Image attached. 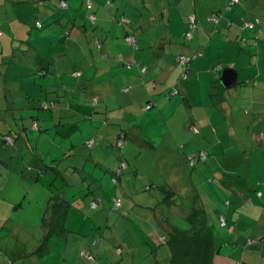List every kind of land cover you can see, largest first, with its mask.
Here are the masks:
<instances>
[{
    "label": "crops",
    "instance_id": "1",
    "mask_svg": "<svg viewBox=\"0 0 264 264\" xmlns=\"http://www.w3.org/2000/svg\"><path fill=\"white\" fill-rule=\"evenodd\" d=\"M13 1L16 0H0V49H13L10 58L2 55L4 50H0V105H5L7 112L12 113L18 100L20 119L25 116L23 111L33 108L36 101L42 104L44 112L42 137L37 138L35 145L36 136H29V132L15 138L8 149L0 138V177L22 178L24 165L33 167L29 170L30 176L26 177L28 179H33L31 175L34 173L38 177L41 173L45 176L49 174L48 170L54 172V179H59L68 171L75 172L73 175L82 173L77 178L71 177L67 183L68 194L64 193L68 202L74 193H84L85 188H77L79 183L87 180V193L91 194L92 190L99 188L100 195L85 197L83 205L88 203V199L90 205L94 199L116 195L122 199L127 210L152 207V213H146L149 220V216L154 218L156 213L165 220V206L167 211H173L170 214L177 213L185 219L192 208L202 210L206 215L207 205H219L217 217L223 216L226 220L229 216L226 228L230 235L235 234L237 227L241 228L240 231H249L250 235L245 240L240 235L235 248L227 246L225 255H222L221 246L220 251L216 249L212 264H264V240L261 241V237L258 240L256 236L257 233L264 235V152L260 146L264 145V79L259 68L264 62V29L262 39L256 45L244 48V43L240 46L227 37L209 35L211 25L206 21L207 13L196 8L195 4L192 6L190 0H172L174 5L170 6V10L177 9L179 21L180 18L183 20L177 30L180 37L186 31L185 19L189 15H193L199 25L193 38L185 43L182 38L181 43L180 40L173 41V25L163 5L154 8L142 6L144 14L141 9L138 15L127 19L125 14L128 10L120 14L112 8L108 9L107 1L112 3V0H90L96 7V20L92 26L87 18L88 12L84 13L82 9L83 1L69 0L64 15L72 23L69 25L75 38L69 42L66 56H60L56 53L59 48L57 34L51 32L47 25L51 19L56 22L58 18L47 10L37 14L34 8L16 7ZM257 1L264 6V0ZM37 16L45 18L42 34L29 33V27L17 24L35 25ZM153 27L155 31L149 34ZM127 34L136 37L139 54L133 53L126 43L124 38ZM177 45L180 49L176 52L188 57L202 54L192 62L186 82L178 85V72L174 69L172 58ZM40 47L44 53L55 56L49 61L43 56L40 58ZM167 48L172 49L170 55ZM23 49L26 52L21 58L20 51ZM23 58L28 61H22ZM126 63L134 65L127 69ZM136 65L145 66L143 69L147 70L137 69ZM221 67L236 72L237 85L231 89L220 86L219 92L216 88L212 92L208 86L215 81L214 76ZM29 68L30 74L34 70L39 76L36 80L24 82V70ZM75 74H78L77 77H74ZM39 77L42 84L36 82ZM36 85L38 87L34 88ZM175 85L187 94V104L176 97H165L169 88ZM212 93L213 98H210ZM74 96L78 97L75 99ZM93 99L97 100L96 104ZM150 103L154 106L145 110ZM243 107H246L245 111ZM237 115L246 116L247 121L236 122ZM34 123L36 126L32 127ZM190 126H195L198 133L192 134ZM29 127L38 129L33 120ZM244 127L250 131L251 142L248 145L253 149L258 145L257 152H261L263 157H257L255 152L247 153L243 148L241 137L244 130L240 129ZM120 135L128 141L121 150L127 164L124 172L127 173L120 178L119 188L114 191L108 170H112L118 162L121 151H117L115 143ZM195 138L197 142L193 145ZM226 144L230 147L226 148ZM33 147L38 150L42 147V155L38 154L35 158ZM200 152L206 153L207 158L199 161L197 170H193L196 165L186 163V156L196 157ZM118 166L124 167L121 164ZM171 173L174 179L167 180ZM187 175L189 183L185 182ZM211 184L215 188L207 187ZM42 185L44 191L48 189L51 194L61 195L58 187L54 190L46 188L43 181ZM150 185L169 189L172 192L170 204L160 202L161 193L156 190L152 191L156 200L142 194L141 190L147 193ZM188 191H196V196L191 195L192 208L186 209L177 196ZM59 197L62 199V196ZM0 201L6 202L5 205L0 203V219L6 222L15 213V204L11 207L9 198L1 194ZM42 201L39 211L43 215L47 199ZM232 204L235 205L233 209ZM255 227L260 232L254 231ZM240 245H244L243 250ZM142 246L145 252L147 246Z\"/></svg>",
    "mask_w": 264,
    "mask_h": 264
},
{
    "label": "rangeland",
    "instance_id": "2",
    "mask_svg": "<svg viewBox=\"0 0 264 264\" xmlns=\"http://www.w3.org/2000/svg\"><path fill=\"white\" fill-rule=\"evenodd\" d=\"M171 1L172 0H112V10L120 14H123L126 10H128V14H125V17L128 19L133 15H138L141 9L142 10L140 12L144 14L145 10L143 8H140L142 6H150L151 8H154L158 5H163L166 8L167 11L166 13L169 16L170 21L173 25L172 30L177 31L180 29L179 14H178L179 11L176 12L177 11L176 8H175L176 11L170 10L171 7H169L168 4ZM206 1L207 0H196L195 2L197 5L196 8L205 5ZM83 7H84L83 11L85 13V6ZM69 8L73 10L71 6ZM204 8L206 9V7ZM261 9H262L261 11H264V6H261ZM206 10L210 11L211 9L209 8V6H207ZM170 13H172V15H170ZM261 19L263 20V17ZM37 20L40 24H42L41 16H37ZM35 22L36 21H34V24ZM17 24L22 27L24 26L29 27L30 30L33 27V25H30L29 23L23 24L17 22ZM126 26L129 27L128 25ZM154 26L157 27V24H155ZM154 29H155L154 27L150 28L149 34H152V31ZM44 31L45 29L34 31V33L42 34ZM173 33L175 34L177 32H173ZM59 34L55 35L58 38L57 46L59 47L56 53H58L60 56H64V55L66 56L69 42H71V40L72 41L74 40L75 35L72 33L70 37L65 38L62 41L60 39ZM144 35H145V30L143 29L142 36ZM40 41H42V39ZM36 44L38 46V43ZM178 49H180L179 45L174 46V50L172 52V54H174V57L176 56L175 52ZM0 50H4L2 55L6 56L7 58H10L12 56V51H13L12 48L0 49ZM38 50L40 51L38 56L40 58H42L43 56L44 58L47 59L46 61H49L51 57L55 56L54 54L44 53L42 47H40ZM74 50L76 51V48ZM171 50L172 49L167 48V52L169 55ZM136 52L137 54H139V51L136 50ZM32 56L35 57V53L33 51H32ZM20 57L21 58L24 57V54L20 53ZM22 61H28V59L23 58ZM64 67H66V65ZM259 68L262 78L264 79V62L261 63ZM29 70L30 68L24 70V74H23L25 75L24 82H30L33 79L36 80V77L39 76V74L36 73V71L34 70H32L33 73L30 74ZM223 70H225V67H221L220 70L218 69L217 74L214 76L215 80H218L219 75ZM39 80H41L40 77L38 78V81H36L37 84H42V82H40ZM37 87L38 85L34 86V88ZM77 97L78 96H74L75 99ZM33 104H34L33 108L29 107L30 110L23 111L25 113L23 119H20L21 112L19 110L20 107L18 100H16V105L12 110V113L6 111L5 105H0V133H9L11 136L18 139V137L24 135V132H29V136L32 135L36 136V138H34V145H35L36 144L35 142H37V138L42 137L41 124H42V116H43L42 112L44 111H42L43 109L42 104L39 101H36ZM243 110L245 111L246 107H243ZM38 113L40 116L39 118H38ZM32 120L36 121L38 125V130L37 129L32 130V128L29 127V124H31ZM235 121L238 123L247 121V117L237 115L235 117ZM3 123H5V125H2ZM244 128L240 129L241 131L244 130L242 132L244 133V135L243 137H241V142L244 144L243 148H245V151L247 153L255 152V154L258 155L257 157H263L261 152H257L259 148L258 145H256L255 149H253L251 145H248L249 141L251 142L250 131L248 128L245 129ZM247 132L249 133L246 134ZM196 142H197V138L194 139L192 144L195 145ZM207 144L211 145L209 143ZM3 145L5 144L3 143ZM215 146H218L217 143L215 144ZM260 146L262 148L261 151L264 152V145H260ZM225 147L229 148L230 145L226 144ZM238 147L240 148L241 145H239ZM33 148H34L35 158L38 156V154L42 155V147H40L39 150L36 149L37 147H33ZM259 162L261 163L260 159ZM197 164H195L196 167L193 168V170L194 169L197 170L199 166ZM29 166L30 167H27V165L23 166L24 168L23 172L25 174L22 178L16 176H11L10 178L7 175H5L3 178L0 177V188H1L0 194L4 198H9L10 200L9 203L11 204L10 205L11 207L12 204H15V207L13 208L15 211L13 217L6 219L7 220L6 222L4 221V219H0V264H7V262L9 261H11V264H89L86 256L81 257L79 255L80 251L82 250L86 251V253L92 252V255L99 253L96 258L97 264H129V262L131 261L133 262V264H168L167 262L168 253L166 246L164 244L163 245L158 244L159 240H161L160 239L161 234L162 237L164 238L163 242L167 237V235H164L165 233H163L164 232L163 228L169 225L170 227L176 226V228H179L181 230H187V229L191 230V227H189V225L187 224V222L183 217L179 216L177 213L170 214L173 211L170 212L166 210L165 214H163L166 223L163 220H159V219L158 221H155L151 216H149L152 222L155 221L158 224H163L162 225L163 228H160V226L157 227L154 224L151 225L148 224L146 226V223L143 222L146 213L147 212L152 213L151 212L152 210L150 209L143 210L139 207H134L128 212L125 211L126 207L123 206L118 211H112L109 202L107 205L106 204L100 205L97 209H90L89 208L90 199H88V203L84 205L82 200L85 197L86 198L91 197L92 196L91 194L100 195V190L99 188H95L94 186L90 185V187H93L95 189L94 191L92 190L91 194H88L87 193L88 181L86 180L79 183L77 188V189H80L82 187L85 188L86 190L84 191V193L83 194L74 193L73 196H70L69 203H71V207L65 223L68 233L62 237L52 236L48 241L49 252L47 255L42 257V253L38 251L39 244L44 235L43 230L41 228L42 214L40 213L39 209L42 206V202H43L42 200L48 199L49 196L47 195L51 194L49 193L48 189H46L45 191L43 190L45 187L42 185V181L45 185H47V187H50L53 190L56 187H58L59 190L63 193V192H67V183L69 182L71 177L77 178L78 176H81L83 174L76 173L75 175H73L75 172L72 174L71 171H68L67 174L61 175L59 179H54L55 178L54 172L52 170H48L49 174L45 176L42 175L41 173L38 177L37 173H34V175H31V177L34 178L28 179L26 177L30 176L28 175L29 170L30 168H33L31 165ZM62 170L64 172L65 170L64 166L62 167ZM189 170L191 171L192 167H190ZM102 176H103V172H102ZM168 179L170 180L174 179L172 173L169 175V177H167V180ZM250 179H252V177H250ZM185 182L189 183V175L185 177ZM104 183H106V180L103 181V186ZM208 186L215 188L214 184L207 185V187ZM102 189H104V187ZM71 193L69 194L72 195ZM192 194L195 195L196 191L182 192L180 193L179 196H177L178 201L182 203V205L186 209L190 208L193 204L192 203L193 197H191ZM236 198L237 197L235 196V199ZM0 203L4 205L6 204V202H1V201ZM222 206L224 209H226V206L224 205ZM233 206L235 205L234 204L231 205L232 209ZM143 208H146V206H143ZM205 208H206V215H205L206 228L209 231L213 230L212 235L214 238L215 245L219 251L221 246V249H223L222 255H225V253L227 252V246H229V248L232 249L235 248V244L237 243V241H240L239 239L240 235H242L243 239L244 238L246 239L250 235L249 231H245V230L240 231L241 228L239 227L235 229V234L230 235L227 232L228 231L227 228L220 229L218 227L217 216H218L219 205L216 206L207 205ZM119 214L125 215V217H121ZM134 217L137 218V221H135ZM226 220H230L229 216L228 218H226ZM151 228L154 229L155 235L152 234ZM254 231L260 232V230L257 227H255ZM92 233L93 235L91 237ZM256 236L258 237V240L259 237L262 238L261 241L264 240L263 234L260 235V233H257ZM142 238L148 241L147 250L145 252L143 251L144 246H142L141 244ZM96 240H98V242ZM96 242L98 243L97 246H95ZM87 245H89V247H86ZM118 248L122 250V254H121L122 256L121 255L118 256L115 254V251ZM240 248L241 250H243L244 245H240ZM87 249H92L93 251L92 250L89 251ZM20 253L24 254L25 257L21 256Z\"/></svg>",
    "mask_w": 264,
    "mask_h": 264
},
{
    "label": "trees",
    "instance_id": "3",
    "mask_svg": "<svg viewBox=\"0 0 264 264\" xmlns=\"http://www.w3.org/2000/svg\"><path fill=\"white\" fill-rule=\"evenodd\" d=\"M82 9L85 6V11L88 13V21L90 25L95 24V16H94V11L96 9L95 6H93L92 1L90 0H82ZM68 2L69 0H16L13 1V4H15L16 7H31L36 9L37 14L41 13L43 11L49 12V14H54L58 18V20L52 21V19L49 21L48 29L53 32L54 34H59L61 35L60 39L63 41L65 38H68L71 34L72 27L69 25L71 21L66 18V15H64V11L68 9ZM108 3V9L112 8V3L111 1H107ZM196 0H190V3L192 6L193 4L196 5ZM174 2H169L168 6H172ZM206 6L202 5L199 6L198 9L203 10L205 14L207 13L206 21L211 25V30L209 32V35L213 36H224V38H228L229 41H232L236 43L237 45H242L241 43H244V48L245 47H251L254 46L258 43L260 39H262L263 32L262 30L264 29V11H261V4L258 3L257 0H207L205 3ZM207 5L211 9L210 11L206 10ZM197 6V5H196ZM206 7V9L204 8ZM75 10L74 12H76ZM73 12V13H74ZM167 12V11H166ZM263 12V14H262ZM263 17V20L261 19ZM42 18V16H41ZM190 19L193 20V23L190 21ZM37 20V19H36ZM45 18H42V21H44ZM181 21H183L180 18ZM186 31L184 32L183 36H179L178 33H172L171 36H173V41L178 42V40L184 38V42L190 41L193 38V33L195 29L199 27L197 24V20L193 15H189L186 17ZM69 23H68V22ZM179 21V22H181ZM72 24V23H71ZM180 25V24H179ZM42 30V24L36 21L35 25H33L32 29H28V32H34ZM174 32V31H171ZM177 32V31H176ZM191 34V38L189 39L187 37V34ZM260 34V36H259ZM249 35V36H247ZM262 35V36H261ZM246 38H245V37ZM133 37L134 38V43L129 42V38ZM125 41L128 43L133 51V53H137L136 50H140L138 48L137 44V39L134 35L127 34L125 35ZM248 39V41H245ZM254 40V41H252ZM182 43V41H180ZM250 42V43H248ZM20 52L24 53L26 52L25 49L21 50ZM21 53V54H22ZM176 56L174 57V54L172 55V58L174 59V69L178 72V83L176 85L186 82L188 79V76L190 74V67L192 62L198 58L201 57V53H196L192 57H188L185 54H181L179 52H175ZM180 57H185L187 60L186 62L181 65L179 63ZM172 59V60H173ZM137 64L138 63H134ZM130 63H126L125 67L127 69H130L132 65ZM124 65V63H122ZM136 68H145V66H137ZM48 65H46L47 67ZM141 69V70H142ZM146 71L147 69H143V71ZM44 69L42 70V72ZM42 74V73H41ZM78 75V74H77ZM75 74L74 77H77ZM175 85V86H176ZM172 87L169 88L168 92L165 94V97H176L180 99V101L184 102L187 104V94H185L184 90H178L180 87ZM220 82L219 80H215L209 84V89L213 90L216 88L217 90L220 89ZM222 87V86H221ZM220 90H218L219 92ZM210 98H213V93ZM96 99H93L94 104H96ZM154 106V104H147L145 107V110H150ZM24 109V108H23ZM7 111V109H6ZM34 121V120H33ZM35 124V123H34ZM36 126V124L34 125ZM33 127V124H32ZM37 128V127H36ZM38 130V129H37ZM190 132L192 134H197L198 130L195 126H190ZM0 138L2 139V142L5 144L4 147L8 149L10 148L13 143H14V137L11 136L9 133H0ZM11 140V142H9ZM9 142V143H8ZM127 140L123 135H120L117 137L115 147L117 151H121L123 147L127 144ZM201 155L205 156V159H201ZM207 155L204 152L198 153V156H186V162L190 166H194L197 164L199 161H204L206 160ZM118 165H123L124 167H119L117 164L113 167L112 170H108L109 176H110V181L111 185L113 187V190L116 191L119 188V180L121 177H123L127 172H124L127 169V164L126 161L124 160V157L122 155V151L118 156ZM126 168V169H125ZM125 169V170H124ZM130 172V170H128ZM154 173V171H153ZM133 175V174H132ZM126 176V175H125ZM153 179L155 182L158 184V180L153 176ZM48 188V187H46ZM150 189V191H149ZM149 189H147V193L142 189L141 192H144L142 194L146 195V197L152 198L153 200H156L155 195L152 193L153 190H156L157 192H160L161 199L159 200L160 202H166L168 205L172 201V192L165 188L162 187L161 185L158 186H149ZM155 192V191H154ZM49 193L51 191L49 190ZM151 193V194H150ZM156 193V192H155ZM64 194V195H63ZM141 194V193H140ZM65 193L61 192L60 194H48L49 198L46 201V207L44 209V213L42 215L41 219V228L43 230V237L42 240L39 244L38 251L42 253V257L48 254L49 248H48V241L52 236H58L62 237L65 234L68 233V230L66 229L65 223L67 220V215L68 212L70 211V203L68 202V199L65 197ZM62 196V199L61 197ZM154 196V197H153ZM156 196H158V193H156ZM145 197V199H146ZM109 204L111 205V210L112 211H118L120 210L123 206L124 203L122 199L116 195L113 197H108L107 199H104L103 197L99 199H94L90 203V209H97L100 205L102 204ZM159 202V203H160ZM162 204V203H161ZM165 206V205H163ZM126 207V206H125ZM167 207L165 206L164 210ZM152 210V207L149 208ZM162 209V210H163ZM155 210V209H153ZM125 211H130L125 209ZM164 213V212H162ZM121 217H125V215L119 214ZM118 216V215H117ZM135 218V217H134ZM221 218L224 219L223 216ZM155 221L163 220L161 215L157 214L154 215L153 218ZM220 217L218 218V224L220 228H226V220L225 221V226L220 225ZM135 221H137V218H135ZM155 221H151L147 219V214L144 218V223H146V226L148 224H154L155 226L160 228H163V224H158ZM165 223L166 221L163 220ZM185 221L191 227V230H181L179 228H176V226H165L163 228L165 233L164 235H167L165 241L163 242V237L161 234V240H159L160 245H165L168 253V258L167 262L168 264H212L213 256L217 253V247L214 242L213 238V233L212 231H209L206 228L205 224V213L202 210L199 209H191L188 214L185 216ZM152 234L155 235L154 229L151 228ZM93 235V233H92ZM159 239V237H158ZM98 242V240H96ZM143 241V245L148 246V241L144 240L142 238L141 242ZM95 243V246L98 245V243ZM89 247V245H87ZM86 246V247H87ZM94 246V245H92ZM93 248V247H91ZM217 249V250H216ZM93 251V250H92ZM99 254V253H98ZM98 254L92 255V252H87L82 250L80 251L79 255L81 257H85L88 259L89 264H97L96 258ZM115 254L120 256L122 254L121 249H116ZM122 256V255H121ZM7 264H11V261L7 262ZM129 264H133V262H129Z\"/></svg>",
    "mask_w": 264,
    "mask_h": 264
},
{
    "label": "water",
    "instance_id": "4",
    "mask_svg": "<svg viewBox=\"0 0 264 264\" xmlns=\"http://www.w3.org/2000/svg\"><path fill=\"white\" fill-rule=\"evenodd\" d=\"M218 80L224 89H231L236 86L238 82L237 74L232 69L223 70L220 73Z\"/></svg>",
    "mask_w": 264,
    "mask_h": 264
},
{
    "label": "built area",
    "instance_id": "5",
    "mask_svg": "<svg viewBox=\"0 0 264 264\" xmlns=\"http://www.w3.org/2000/svg\"><path fill=\"white\" fill-rule=\"evenodd\" d=\"M190 21L193 23V20H192V19H190ZM187 37L190 39V38H191V34L188 33V34H187ZM128 40H129L130 43H134V38H133V37L129 38ZM186 60H187V59H186L185 57H180V59H179V63H180L181 65H183V64L186 62ZM76 75H77V74H76ZM33 127H34V124H33ZM9 142H11V140H9ZM9 142H8V143H9ZM201 159H202V160L205 159V156H204V155H201ZM219 220H220V225H221V226H225V221H224V219L220 217Z\"/></svg>",
    "mask_w": 264,
    "mask_h": 264
}]
</instances>
